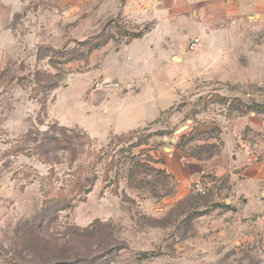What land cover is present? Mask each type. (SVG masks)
<instances>
[{"label":"rangeland","instance_id":"rangeland-1","mask_svg":"<svg viewBox=\"0 0 264 264\" xmlns=\"http://www.w3.org/2000/svg\"><path fill=\"white\" fill-rule=\"evenodd\" d=\"M126 3L0 0V264H264V178L244 174L264 173V25H229L209 42L186 25L152 56L133 41L125 62L93 58L152 26ZM197 34L196 51L169 60ZM132 53L144 55L135 66ZM119 64L151 85L125 86L99 115L86 88ZM162 93L169 105L146 122ZM54 122L87 131L77 156L33 148ZM133 163L164 173L140 166L132 178ZM198 181L218 190L199 194Z\"/></svg>","mask_w":264,"mask_h":264},{"label":"crops","instance_id":"crops-1","mask_svg":"<svg viewBox=\"0 0 264 264\" xmlns=\"http://www.w3.org/2000/svg\"><path fill=\"white\" fill-rule=\"evenodd\" d=\"M125 9L132 12L131 16L135 17L134 21L139 24L138 26L145 22H151L152 26L149 29L139 30L138 32L141 31L139 36L129 37L123 44L115 48L111 43H108L94 49L93 58L102 56L104 60L107 54L113 53L117 60L125 62L126 47L133 41L143 45L145 52L152 56L155 45L160 46L161 49L162 47L167 48L173 36L185 30L186 25L200 28L207 34L208 42L214 37H222L225 27L229 25L242 26L247 23L264 25V0H127ZM195 37L200 38V43L195 49H190V43ZM202 41H204V37L201 34L183 40L184 45L181 48L182 50H179L180 48L175 46L168 54L169 60L171 61L176 51L181 53L187 50H190V52L196 51L202 45ZM133 56L136 57V60H134ZM138 57L136 53L135 55L133 53L127 54V59H130L132 61L131 65L134 64V66L138 59L144 58V55ZM117 68L119 69H117L116 74L113 76L104 77L101 75L103 76L101 80L103 84L100 87H94L93 85L86 88L85 99H89V108L95 107L99 115L109 113L110 104L113 99L130 94V92L126 94L121 92L125 86L137 87L135 93H131L132 95H136L144 93L149 85H151V78L146 72L142 73L138 78H131L133 79L131 80L127 79V77H122L120 74V69L123 68L124 71L125 65L119 64ZM260 78L264 80L263 77L260 76ZM102 86L104 87L103 90L100 89ZM164 95L162 93V96L158 97L159 99L156 98V101H154L156 104L150 106L151 113L153 112V114L145 118L146 122L158 117L161 111L169 105L168 101V103H165ZM85 110L87 114H92L87 108ZM64 122L70 125L77 124L74 122ZM81 128L85 130L83 127ZM126 133L117 132L115 135H125ZM169 165L177 164L171 162ZM261 166L251 165L244 171V174L251 178L263 179L264 173L258 172V170H261Z\"/></svg>","mask_w":264,"mask_h":264},{"label":"trees","instance_id":"trees-1","mask_svg":"<svg viewBox=\"0 0 264 264\" xmlns=\"http://www.w3.org/2000/svg\"><path fill=\"white\" fill-rule=\"evenodd\" d=\"M140 34H141V31L137 33H130L129 37H137ZM30 133H33V132H30ZM34 134L35 136H32V139L30 141L33 142L34 144L33 148L39 153L50 152L52 148V150L53 149L54 150L55 149L70 150L73 152L75 156H77L78 148L83 147L84 142H88L90 139L87 132L83 130L82 128L80 127L69 128L64 125L60 126L58 122H54L53 125L49 127L48 130L43 131V132L37 131ZM76 141H79L78 142L79 144ZM19 148H25V147H23V145H19ZM140 166L154 169V167H152L151 165H137L136 163H133V165H131L129 168V175L132 178H134V174H136ZM154 170L164 173V169L155 168ZM87 178L91 182L95 178V176L92 177L93 178L92 180L90 179V177H87ZM91 185L89 187H86L88 188L87 190L91 188ZM73 189H76L79 192H81L82 190L83 191L86 190L84 182H81V181L75 182L73 185ZM58 196L59 198L53 199L54 202L63 207L66 206L68 199L66 197H61L60 195ZM49 204L50 202L47 201V203L45 204V207H48ZM197 215H199V212L193 213L192 216H197Z\"/></svg>","mask_w":264,"mask_h":264},{"label":"built area","instance_id":"built-area-1","mask_svg":"<svg viewBox=\"0 0 264 264\" xmlns=\"http://www.w3.org/2000/svg\"><path fill=\"white\" fill-rule=\"evenodd\" d=\"M200 43V38L199 37H195L193 39V41L190 43V49H195L198 44ZM102 84L100 82H97L95 87H100ZM218 183H216V181L214 182H197L196 183V191L199 194L205 195L208 194L212 189H214L215 191L218 190V186L216 185Z\"/></svg>","mask_w":264,"mask_h":264}]
</instances>
